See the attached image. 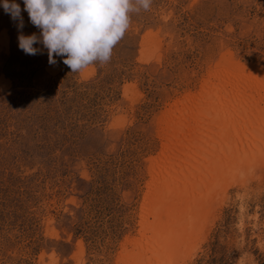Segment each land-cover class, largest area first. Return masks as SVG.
I'll return each mask as SVG.
<instances>
[{
  "label": "rangeland",
  "instance_id": "rangeland-1",
  "mask_svg": "<svg viewBox=\"0 0 264 264\" xmlns=\"http://www.w3.org/2000/svg\"><path fill=\"white\" fill-rule=\"evenodd\" d=\"M18 34L0 7V264H119L141 243L165 114L220 80L264 95V0H153L80 73ZM249 161L166 264H264V156Z\"/></svg>",
  "mask_w": 264,
  "mask_h": 264
},
{
  "label": "bare ground",
  "instance_id": "bare-ground-1",
  "mask_svg": "<svg viewBox=\"0 0 264 264\" xmlns=\"http://www.w3.org/2000/svg\"><path fill=\"white\" fill-rule=\"evenodd\" d=\"M161 125L165 152L143 210L141 243L123 250L119 264H166L179 255L218 190L264 156V95L251 83H212L198 103L167 112Z\"/></svg>",
  "mask_w": 264,
  "mask_h": 264
},
{
  "label": "clouds",
  "instance_id": "clouds-1",
  "mask_svg": "<svg viewBox=\"0 0 264 264\" xmlns=\"http://www.w3.org/2000/svg\"><path fill=\"white\" fill-rule=\"evenodd\" d=\"M153 0H0L18 31V47L36 56L47 50L49 65L63 58L71 73L110 62L114 48L124 39L132 15L149 11ZM22 12L39 34L24 35ZM35 45H41L42 48Z\"/></svg>",
  "mask_w": 264,
  "mask_h": 264
}]
</instances>
